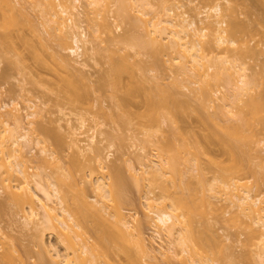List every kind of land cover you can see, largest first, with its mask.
I'll return each mask as SVG.
<instances>
[{
  "label": "rangeland",
  "instance_id": "rangeland-1",
  "mask_svg": "<svg viewBox=\"0 0 264 264\" xmlns=\"http://www.w3.org/2000/svg\"><path fill=\"white\" fill-rule=\"evenodd\" d=\"M34 1L9 0L10 5L14 9L12 10L9 6H5L3 1L0 0V114H2L5 119L9 118L10 120H8L10 121V124L14 125L13 120L11 119L12 117H10L9 114H11V111L14 113L15 110H17V114H20V117L23 116L21 118L23 126L28 127V120L30 119L25 115H27V112L29 113L33 110L38 111L39 114L36 116L35 120L36 125L38 124V127L41 128L38 130L39 132L36 131V133H32L30 130L29 134L31 136L30 138H32L30 143H33L35 139L40 136L41 138L39 139L41 140H44L42 138H45L46 140L48 139L47 141H44L46 143L43 142L45 145L42 142L39 146L38 144L36 145L35 142L28 146L23 145L22 154L28 173L30 172L31 175L39 173V179L43 185H46L48 180L55 183L60 189V192L66 197V203L64 205L67 204L66 208H69L70 211L74 212L77 210L75 209L78 199L76 192L83 193V195L88 198L87 200L89 202H93L92 199L97 198L93 188V183L95 182V178H97L96 176H105L106 181H109L110 179L107 176L106 170L110 169L108 172L109 174L113 173L117 168L121 173L120 176L122 175L123 177L122 180H124V195L122 196L124 198H119L122 202L120 201L121 203L116 204L115 206L120 205L118 207L127 219L131 221L133 219H138V223L140 222L138 229L141 232L144 242L152 251V254L156 256V259L154 260L151 257L143 258L144 261L141 259L143 264H155V262L156 264H181L179 262V257L174 258L173 256L167 260L165 256L161 254L162 249L161 247L159 248V245L167 249V247H171L172 244L167 242L168 238L164 234H162L164 237L162 236L161 239L156 237L155 227L151 224L153 222H151L152 218L149 219L146 217L147 215L150 217L152 214L149 213V211L147 212L149 207L148 204L146 205L144 202V195L151 199L153 198V200L148 203L151 202L159 206L157 202L160 201L161 198L165 200V202L170 203L173 199L176 200L181 196L186 197L189 204L191 194L195 193V198L197 197L198 199L194 203L193 201L195 200H193L192 204L190 203L189 206L190 208L192 207V209H190L191 212L194 211L190 218V220H193L191 223L193 222L192 226L194 228H192L194 234L197 235L196 232H198L199 236L202 233V236L204 235L206 238L217 236L221 239V242L219 243L220 246L217 244V248L215 247L216 245H214L212 250L208 249L211 264H259L260 262H258L255 255L256 248H254L255 246L253 247V245H251L252 243L247 239V226H245L243 221H248V219L239 213L238 208L232 206L228 202L223 191L219 192L220 194H223L222 196V194H215L209 189L211 184L215 183V185H218L216 184V177L219 175L214 168L215 174L217 175L214 174L212 169V171L210 170L211 172L208 171L207 168L210 166L207 165L211 164L209 161L211 159L214 162L217 161V159L218 161H223L226 158L229 160V154H226V151L225 155H223V152H225L223 145L221 142L220 144L218 143V140H220L221 137H219V135L217 136L219 133L216 132V130L220 129L217 124L215 125L212 119L214 120V117L216 116L214 114L218 112V108L223 106L226 101L230 100L232 94L231 85L233 84L228 83L229 86L223 79H209V84H207L205 81L206 79L199 80L196 77L194 79V77L191 78L190 76L181 75L177 69V65H175L172 60V53L170 51L158 50L159 52H157L155 46L151 47L148 44L146 48L144 47L142 49H140L141 47L134 46L132 43L133 40L131 39L134 37L136 39L139 36V40L141 36L142 39L144 38V41H146L145 37H147V32L143 28V22L141 23V20L136 23L141 17L140 16L136 19L139 12L135 13V10L137 12L138 8H135L134 10L129 8V13H131L132 16L137 14L135 18L133 17V20L136 19V21H133L130 17H128L130 18L128 19L124 14H120L119 10L117 12V0H105L104 3H108V5L103 3L104 6L101 7L102 9L100 8V15L102 17L104 15L107 16V21H110L111 23L109 24H112L111 26H113H110L109 30H112L114 33L109 31L110 34L107 32L108 30L102 28L101 16H98L96 13L99 18L97 17L98 19H96V17H94L95 14L87 5V0H82L80 4H78L79 11L83 13H81L82 17H79V21L80 18H82V21H80L79 24L81 23V29H84L87 32V35H89L88 38L92 40L94 45V50L86 60L88 62L84 63L87 64L86 69H84L85 67L74 63L71 54L69 56L68 53L63 50L65 49V43L67 46L72 45L70 38H67V42L62 43L57 37L59 32L54 28H51L52 24H49V26L46 25V27L43 25L41 11H49L48 6H46L48 0H42V3H40L39 0V4H43L44 6L42 9L37 5L38 2L36 3ZM71 1L72 0H49V2H53V5H57L59 2L61 4L70 5ZM149 1L152 4L150 8L147 7L148 12L150 11L149 15L152 14L156 16L158 15L157 17H165L166 8L175 6L170 12L172 16L176 14L177 18H179L180 15L188 13L187 15L191 18L194 17L196 21H199L200 13L205 15L208 12L209 15H212V6L216 3L221 4L223 8L222 13L227 21H225L224 25L223 22L220 28L227 29L229 27V20L230 22H235L237 20L239 24L242 23L243 29L236 35L238 36L237 38L235 36V39H237L236 42H238L237 44L239 45L242 43L243 45L241 44V46L244 48L245 46L249 48L253 47L257 50V54L251 56L250 52H243L242 49L236 50L230 47L228 54L231 59L245 64L248 69L249 80L250 77L254 75L253 78L256 79V82L258 83H256L257 87L255 89L256 92L260 93V90L264 87V5H262L259 0ZM172 2L175 4L173 5ZM44 14L47 16L49 15V13ZM105 16L103 18H105ZM62 17L68 20V23H70L71 17L73 19L78 18L76 16H71L70 14H66ZM145 17L143 16V19ZM190 17L188 18L191 19ZM212 18L214 17L211 16V19ZM226 22L228 24H226ZM99 23L102 27H100ZM199 25V27L205 26V23L202 24L200 22ZM124 32L127 34L129 33V37H131L130 32L135 36L130 39V42L129 40L127 41V39H124L126 41H122L121 37L125 34ZM111 33L113 35H118L117 39H120L121 42L111 35ZM111 36L113 37L112 39ZM126 42L130 44L128 45ZM223 48H215V46L208 44L205 46L207 52H209L210 49H214V52L216 53L220 52V55L218 54L219 56L226 53V50L221 51ZM123 55H126V58L129 56L127 60V63H130L128 69L127 64L123 65L125 63L120 64V62H118L122 59ZM63 58H68V60L71 61H69L70 65H66V63L62 61ZM114 60L117 61L115 62L117 64L114 63ZM118 63L121 65L118 72H122V74H120V79L119 77H115L116 75L114 76V74L117 73L115 70V73H112L114 71H111L113 65H118ZM206 64L210 65L212 62L206 61ZM144 72L146 73L145 76H149V79L146 80L147 76H144ZM79 75L84 83L78 78ZM255 76L257 77L255 78ZM75 78H78V83L76 81L77 79L73 80ZM115 78L119 79V82H116ZM65 79L69 82L70 80H73V84L70 82L71 85H69L68 82L66 83ZM195 80L197 81V84L194 83ZM201 81H203L208 88L203 86L204 84ZM69 87L71 89L74 87L72 90L77 94L76 98V94H72ZM201 87L207 88L210 95H202L200 91ZM165 95L171 97L169 98L171 99V102L175 101L174 103H177L178 101L180 104L181 101L184 104L183 107L181 104L180 108L176 109L178 116H176L177 113L174 111L175 109L173 110L175 112V116H173L174 119L178 118L175 121H172L173 119L170 120L164 117L163 112H159L161 109H157L155 113L156 120H149L150 117L148 118V115L146 114V112H149V108L147 109L148 106L145 105V101L147 99L149 100L151 97H153L155 101H159L160 99L163 100ZM262 95L264 97V92ZM246 97L247 96L244 98ZM122 98L131 101L135 105H141L142 107L138 112H144L145 110V114L140 113L142 114H139L140 117H137L138 114L135 115L136 113L133 114V117L131 115H129L131 116L129 117L128 112L124 114L122 109L118 106V104H123ZM173 99L175 100L172 101ZM177 104H174L173 106ZM16 105L19 106V108ZM29 105L30 107L32 105V109ZM15 107H17V109ZM14 108L15 110L13 112L11 109ZM234 110L236 111V108H234ZM211 115H214L212 119L206 118ZM59 118L62 120L61 122L59 121ZM66 118L70 119L74 126H79L80 121L85 120L86 128L79 131L84 132L85 134L83 133L84 135L82 136L78 135L80 136V140L87 141V134L90 133L88 130L95 128L98 140L101 141L99 144V151L101 153L99 154H101V158L108 168L102 170L93 158L94 153H89L88 150H85V153L83 152L85 156L76 149L75 151L77 152L73 153L74 148L69 146L71 137L68 134L69 129L66 125ZM129 118H131V122L128 123L127 121H129ZM125 119H127L126 122ZM220 119L221 118H219V121ZM164 120L165 122H163ZM221 120L222 123L226 121L228 122L227 125H229V123L236 121V117L230 119L223 117ZM43 124L50 130L53 129L52 131H55V133L60 132L59 135L62 137L64 135L62 139L65 137L66 140L69 139L70 141H67L69 144L65 143L66 141L59 142V140L58 142L56 140L55 143L53 137L56 134L53 133L55 134L53 136ZM4 128L5 127H3V129ZM17 132L22 133V130L18 129ZM219 132L220 134L222 133L221 130ZM68 135L70 138L67 137ZM206 135L210 137L209 141L211 138L214 139L210 141L212 143H209V146L207 147L208 149L204 147L208 144L207 142H209L208 140H205L207 137ZM261 135H258L259 137L257 136L258 139H261V142L258 140L259 143H253V149L250 150V158L248 157L246 159L249 161L247 162L249 165L247 166L246 164L247 168L238 173L237 176L235 175L234 180L239 184V189L247 188L248 190H251L254 199L260 197V199L264 201V141L262 140L264 137L262 138ZM124 136L127 139L122 141V139L125 138ZM186 137L190 143H193L190 144L188 141V143L185 144L184 141H187ZM167 138L170 139L169 141H172L170 142L171 144H169L170 146L173 142L175 143V145H172L174 146L172 150H170V147L166 150L168 147L167 143H169L166 142L168 140ZM196 140H198V142ZM213 141H217V144ZM164 143L167 144V147L164 146ZM195 143H197V145ZM80 144L83 145L82 142ZM186 145H189V147ZM44 146L46 147V150L48 151L49 149V151L42 154L40 148H45ZM206 150L209 152L207 153ZM53 151L55 153L54 158L50 156V153H53ZM204 153L207 154V156ZM145 154H148V156L153 158L152 160L157 163H161L162 160L163 162H166L169 158L173 159L171 157L174 156L175 158L173 162L177 163L175 165H177L178 168L180 167V170L177 168L175 169L179 171L182 169L184 174L176 170L175 176L172 174V177V175L170 176L171 173H167L166 175L168 177L164 176L163 181L158 180V184L153 181L151 182V179L149 181V178L142 173L144 167L141 164H149V161H143L142 157ZM208 155L211 157L210 160ZM43 158H46V160L44 159L45 161H43ZM47 159H49L51 164ZM246 160H244V163ZM207 162L210 164H207ZM197 163L200 165L199 168L198 165L196 166ZM132 165L134 166V169H132L133 171L129 169ZM188 167L193 169H188ZM204 167H206V169ZM212 167H214V165H212ZM200 168H204L205 171H203L204 169L198 170ZM111 169L112 172H110ZM166 170L168 169L166 168ZM0 171H2V168ZM134 172L137 174L136 176L141 179H139L138 184L134 182L135 180L132 179L133 177L131 178V174ZM1 173L2 175L0 174V177L2 180L6 173L3 171ZM177 173H182V177L180 178L181 175H177ZM197 175H202L200 178H202L201 181H204L203 185L201 182L199 183L200 179H198L199 176L197 177ZM2 181H0V230L5 238L0 236V264H9L8 261L1 259V257H3L2 254L5 255L7 252L12 254L13 257L11 256V258H14L13 260L16 264H57L51 262L48 257H46L47 259L42 257L43 260L38 258L39 256H37V254L39 255V247L37 245L36 236V231L38 230H36L37 228L35 229V227L33 228L32 225L30 227L24 225L22 218V215H24L23 211L20 206L18 207L14 201L12 202V200L9 199L8 191L5 188L6 184L4 181L2 183ZM18 181L16 180V182ZM173 181L177 184H174ZM180 181L181 183H179ZM20 182L21 181H19V184H21ZM11 184L13 183L11 182ZM161 185L164 186L161 187ZM165 186L166 188L164 189L163 187ZM192 197H194V195H192ZM192 197L191 200L193 199ZM114 204H111L110 202L109 209L113 210L115 206L112 208V205ZM83 221L86 223V220ZM88 221L86 223V227L88 226L86 230L89 231H86L88 234H84V237L85 235L88 236V244L90 245L92 243L91 245H93L96 243V239L99 238L98 234L100 231L99 229L97 230L99 233L96 231L94 225L98 227V224H95L97 222H93L95 220H92V222L90 220ZM93 223L94 225H92ZM102 228L103 227H101V229ZM106 230L108 231L107 228ZM105 231L103 229V233ZM45 238L47 243L57 246V248H59L58 250L63 252L62 246L57 243L55 236H49L47 234ZM106 240L102 243H100V241L99 244L101 245L98 244V247L103 246L99 248L101 250L104 248L106 249L105 251L108 250L105 253V255H108H106L108 261L106 260V257L103 258L101 256L98 261H95L96 264L131 263L130 255L131 253L134 255L136 252L135 250H137L135 249L136 247L134 243L132 246V241H130L131 244L129 245L126 244V241H121L123 242L122 247L121 243L116 244L110 239V242ZM161 240L163 245L161 244ZM105 242H108L106 243L108 249L105 246ZM159 242L160 244H158ZM177 245H172L175 248H171L173 250L175 249L176 252L181 253V248ZM125 246L128 250H124ZM219 249L223 251V254L221 253L222 255L219 254L221 252ZM29 250L32 251V253ZM218 250L220 251L219 253ZM26 252L28 254H26ZM136 253V256L134 255V257H137V259H134L140 263L138 258H141V256H138V253ZM184 256L187 257L185 254ZM194 256L197 257L196 259H199L198 257H200L199 254H195ZM149 259L152 263L148 262ZM95 263L93 262L90 264Z\"/></svg>",
  "mask_w": 264,
  "mask_h": 264
},
{
  "label": "bare ground",
  "instance_id": "bare-ground-1",
  "mask_svg": "<svg viewBox=\"0 0 264 264\" xmlns=\"http://www.w3.org/2000/svg\"><path fill=\"white\" fill-rule=\"evenodd\" d=\"M2 1H3L5 6H9L12 10H14L13 7L10 5L9 0H2ZM41 1L42 0H40V3H42ZM81 1L82 0H72L70 5L61 4L60 2L57 4V2H56L57 5H55V4L53 5V2H49V0H48L46 3L47 4L46 6H48L49 11H45V10L41 11L42 12L41 16H42V23L45 27H46V25L49 26V24L50 25L52 24L51 28H54L56 31L59 32L57 37L62 43L67 42L66 41V40H68L67 38H70L72 45L67 46V45H65L66 44L65 43L64 44L65 49H63V50L66 51L69 56H70V54L73 56V61L75 64H79L82 67H85L84 69H86L87 64H84V63L88 62L86 60L90 57V53L94 50V45L92 43V40L90 38H88L89 35H87V32L84 29H81V26H80L81 23L79 24V22L82 21V18H80V21H79V17H82V14H83L82 12L79 11V5H78V4H80ZM259 1L261 2L262 5H264V0H259ZM34 2H36V3L38 2L37 5L39 7H41V9L44 8L43 4H39V0H35ZM104 2H105V0H87L86 1L89 8H91V11L95 14L94 17H96V19H98L99 18L98 16L101 14L100 8L102 6H104V4H105ZM116 2L118 4L117 12L119 10L120 14H124V16H126L127 18L130 17L131 20H133V17L135 18V16L137 14L135 16H132L131 13H129V8L131 10L138 8L137 12L135 10V13L139 12V14H138L139 16L137 15L136 19L139 18L140 16L141 17L138 19V21L136 23L140 22V20H141V23L143 22V25L140 23L139 24L142 25L143 28L145 29V31L147 32V34H146L147 37H145L146 41H144V38L142 39L141 36H140L139 40H138L139 36L135 39V37H134L135 35H133L132 32H130L131 37H129V35H128L129 33L127 34L124 32L125 36L123 35L124 38L121 37L122 41L124 39H127V41L129 40V42L131 40H133V42H132L133 45L137 46V47H141L140 49H142L144 47L146 48L147 44H148L151 47L155 46L157 52H159L161 50L162 51L163 50L170 51L172 53V56H171L172 60L174 61V64L177 65V69L181 75L190 76L191 78L194 77V79L196 77L199 80L206 79L205 81L207 84H209V79H216V80H222L223 79L225 81V83L227 82V84L228 83L233 84V85H231L232 86V94H231L230 100L226 101L223 104V106H220L218 108L219 109L218 112H216L214 114V115H216L215 117H214V115H211L212 117L211 116L206 117L207 119H212L214 117L215 121L213 119H212V121L215 123V125L216 124L218 125L219 129L222 132L220 134V132H219L220 130H218V129L216 130V132L219 133V134L216 133L217 136L219 135V137H221L220 138L221 141L218 140V143L220 144V142H221V144L223 145V149L225 151V152H223L224 153L223 155H225L226 151H227L226 154H229V156H228L229 160H227V158H226L225 159L226 162H225V160L218 161V159H217V161L214 162L212 159L210 160L211 157H210V155H208L209 156L208 158L210 160L209 162L211 163L210 164L209 162H207V164H210V165H207V166H210L207 168L208 171H210L211 169L214 171V169H215L216 173L219 174V175L215 174V171H214V174L218 176V177H216L217 178L216 181L218 183L215 181L216 184H218V185H215V183L211 184L209 189L211 191H213L215 194L223 191V194H225V196L227 197V198L226 197L225 198L228 200V202L232 206L238 208L239 213L248 219V221L247 220L243 221L245 226H247V234H248L247 239H249L250 243H252L251 245H253V247L255 246L254 248H256L255 255L258 259V262H260L259 264H264V201L262 199H260V197H257L256 199H254L252 194H251V190H248L247 188H242L243 190L240 188L241 189L240 190L239 184L237 183V181L234 180L235 175L237 176L238 173L243 171L249 165V163H247L249 161H247L246 159L250 156V150L253 149V147H252L253 143H257V142L259 143V141L261 139H258V137L261 134H264V97L262 95V93L264 92V87L260 90V93L256 92L255 88L257 87L258 83L256 82V79L253 78L254 75L251 76L250 80H249V76H248V72H247L248 69L245 66V64L243 62L231 59L229 54H228V50L230 47H232L233 49H236V50L242 49L243 52H250L251 56H255L257 54L256 48H253V47L249 48L246 46L244 48L243 46H241L242 43L239 44L240 45L239 46L237 44L238 42H236L237 39H235V36L237 34H239L240 31L243 30L242 29V23L239 24V22L237 20L235 22H233V21L230 22V20H229V27L227 26L228 27L227 29L224 28L225 30L221 29L220 28V26H222L221 24L224 22L223 23V25H224L225 21H227V20H225L224 15L222 13L223 12L222 5L219 3H216L214 6H212V8H211L212 15H209L208 12L205 15H202L201 13L199 14L200 16L198 15L199 21L202 24L205 23V26L199 27L200 22L196 21L194 19V17L191 18L189 15H187L188 13L180 15L179 18H177L176 14L173 15L174 16L173 17L170 12L172 11V8H174L175 6L174 7L171 6V7L166 8V13H165L166 16L165 17H163V16L157 17L158 15L157 16L152 15V14L149 15L150 11L148 12L147 7L150 8L152 5L149 0H117ZM174 4L175 3H173V5ZM105 5H108V3H106ZM180 8H181V6H180ZM131 10H130V12H131ZM44 13H47V14L49 13V15L47 16ZM96 13L98 14V16ZM169 13L172 17L169 15ZM66 14H70L71 16H76L78 18L73 19L71 17L70 23H68L67 22L68 20H66V19H64V17H62ZM177 15H179V14H177ZM143 16L144 17L146 16V17L143 19ZM198 16H196V17H198ZM211 16L214 17L215 19L212 18L213 19L212 20ZM103 17L101 16V18H102L101 19L102 20L101 25L103 27L99 23L100 27L104 28L105 30H108L107 32H109V31L111 32L112 30H109L110 26L112 25V24L111 25L109 24L111 22L107 21V19H106L107 16H105V18H103ZM188 17H190L191 19H189ZM130 18H128V19H130ZM136 19H134V20L136 21ZM226 24H228V23L226 22ZM111 27H113V26H111ZM244 29H246V28H244ZM110 32H109V34H110ZM99 33H100V31H99ZM112 33H114V32L112 31ZM112 33H111V35H113ZM113 36L116 37V39L118 38L117 37L118 35H113ZM132 37H134V38H132ZM237 37L238 36H236V38ZM112 38L113 37L111 36V39ZM117 40H120V39H117ZM124 41H126V40H124ZM119 42H121V40ZM127 44L129 45L130 43H127ZM206 44L215 46V48H223L224 47L223 50H221V49L220 50L221 51L226 50L225 51L226 53L224 52L225 54L219 56L220 52L216 53V52H214V49L213 50L207 49V50H209V52H207L205 49ZM62 46H63V44H62ZM65 46H67V47H65ZM137 47H136V49H137ZM123 56L121 59L122 61L120 60L118 62H120V64L125 63L123 65L127 64V69H128V65L130 63H127V60H128L129 56L127 58L125 57L126 55L124 57ZM62 61H64L66 63V65H70L69 64L70 60H68V58H63ZM206 61H208V62L211 61L212 64L207 65ZM115 62H117V61L114 60V63ZM115 64H117V63H115ZM120 64L118 63V65H115V66L113 65L114 69L113 68L111 69V71L115 70L117 73H119V74H117V73H115V71L112 72V73H115L114 76L116 75L115 77H117V78L119 77V79L121 78L120 74H122V72L121 73L118 72V70H120V68H121ZM123 67H125V66H123ZM145 74L146 73L144 72V76H145ZM146 76H145L146 80L149 79V76L148 75H146ZM256 77L257 76H255V78ZM78 78H80V75ZM78 78H75L73 80L77 79L76 81L78 83ZM117 78H115V80H116V82H119V79H117ZM73 80L72 81L70 80V82H72V84H73ZM80 80H81V78H80ZM65 81H66V83L68 82V84L71 85L70 82L67 81L66 79H65ZM177 81L179 82V80H177ZM196 82L197 81L195 80L194 83L197 84ZM201 82L204 84L203 86L207 87V85L203 81H201ZM179 83H181V82H179ZM85 84L87 85L86 82H85ZM70 87H69V90L71 89ZM74 87H76V86H74ZM74 87H72V89ZM207 88H205V87L200 88L202 95H207V96L210 95L209 90H207ZM72 89L70 91H72V94L75 95L76 93ZM76 96H77V94L75 95V98H76ZM165 96L168 99H166ZM165 96L163 97V100L160 99L159 101H155L154 98L151 97L149 100L147 99L148 101L147 100L145 101V105L148 106V107L146 106L147 109L149 108V112L148 113L146 112V114L148 115V118L150 117L149 120L150 119L156 120L155 113H156L157 109H161L159 112L160 113L163 112V116L170 119V120L173 119L172 121H175L178 118L177 117L174 119V117H173V116H175L174 113L177 111L176 109L180 108L181 104H182L181 105L182 107L184 106V104L181 101L179 104V102L177 100L176 101L178 104L174 103L175 99L172 100L174 102H171V99H169L171 97L169 95H165ZM207 96H206V98H207ZM245 96H247V97L244 98ZM80 98H81V95H80ZM122 102H123V104H118V106L122 109L124 114L126 112H128V116L131 115L132 117H133V114H135V113H136L135 115H137V114L139 115L140 113L145 114V110H144V112L143 111H140V113L138 112L140 110V108L142 107L141 105H139V104L135 105L131 101H127V99H125V98H122ZM169 103L172 105H170ZM240 103H241V105H240ZM174 104H177V105L173 106ZM13 106H15V105H13ZM172 106L175 108H173ZM17 107L19 108V106H17ZM17 107H15V108L17 109ZM29 107H30V105H29ZM31 107H32V105H31ZM143 107H145V106H143ZM15 108L11 109V110H13V112H14ZM234 108H236V111L234 110ZM176 113H177L176 116H178V112H176ZM38 114L39 113L36 110H33L32 112L30 111L29 113L27 112V115H25V116H27V118L30 119V120H28V127L23 126V124H22L23 122L21 119L23 116L20 117V114H17V110H15L14 113H12V111H11V114H9V116L12 117L11 119L13 120L14 125L10 124L9 118H8L9 120L5 119L3 117V115L0 114V170L2 168V171L6 173V174L4 173L5 174L4 177L2 176L3 177L2 180L6 184L5 188L8 191V195L10 197L9 199L12 200V202L14 201V203L16 205H18V207L20 206L21 210L23 211L24 215H22V218L24 221V225L29 226V227L32 225L33 228L35 227V229L37 228L36 230H38V231H36L37 232V235H36L37 236V245L39 247V250H38L39 255L37 254V256H39L38 258L39 259L41 258L40 260H43L42 257H44V259L46 257H48V259H50L51 262L57 263V264H90L93 262L95 263L96 260L98 261L99 257L102 256L103 258H105L107 255V254L105 255V253L108 251V250L105 251L106 249L102 248L104 250V252H103V250L100 249L103 246H101V247L99 246L100 248L98 247L99 242L101 241L100 243H102L106 239L108 241L110 239L116 244L121 243L122 247H123V244H122L123 242H121V241H126L127 245L131 244L130 241H132V246L134 243V245L136 247L135 249H137L135 251L138 254L136 252L135 253L138 256H141V258H138V259H139L140 263H142V264H143V262H141V259H142V261H144L143 258H145V257L146 258L151 257V258H153V260L156 259V256L154 254H152V251L145 244L144 239L141 235V232L138 229L139 224H140V222L138 223V219H135V220L133 219L132 221L127 219L126 216L120 211V209L118 207L120 205L115 206L116 204H120L122 202L121 199H119V198H124V197H122L124 195L123 194L124 193V191H123L124 190V188H123L124 187V183H123L124 180H122L123 177H122V175L120 176L121 173L116 167H114V168H116V170H114L113 173L108 174L110 169L106 170L107 176L110 179L109 181L108 180L106 181L105 176H96L97 178H95V182L93 183L94 184L93 188L95 190V194L97 195V198L92 199L93 202H89L87 200L88 198L86 196H84L83 193L81 194V192L77 191L78 192V194H77V192H76V195H78L77 202H78V200H79V202L78 203L76 202L75 209H77V210H75L74 212L70 211L69 208H66L67 204L64 205L66 203V197H65V195H63L60 192V189L58 188V186L55 183L50 182L48 180L46 185H43L39 179V173H34L32 175L30 172H29L30 174L28 173V169L25 165V160H24V157L22 154L23 145L28 146L29 144L31 145L35 142V144L36 145L38 144V146H39V144L41 145V142L43 143L44 141L48 140V139L46 140L45 138H42L44 140H41V139H39V138H41V136H40V137L36 138L37 140L35 139V141L33 143H30L31 139H32V138H30L31 136L29 134L30 130L32 131V133H36V131H38L41 128V127H38V124L36 125L35 118ZM138 115H137V117H140V115H142V114H140L139 116ZM131 116H129V117H131ZM223 117H226L229 119L236 117V121L231 122V123H229V125H227L228 122H226V121H224L222 123L221 119ZM219 118H221L220 119L221 122L219 121ZM130 119L131 118L128 119L129 120V121H127L128 123L131 122ZM126 120L127 119H125V122H126ZM141 120H144V119H141ZM59 121L61 122L62 120H60V118H59ZM163 122H165V120ZM139 124H140V122H139ZM66 125L69 129L68 134L71 137V141L69 139L66 140V137L64 139H62L64 137V135H63V137L61 135H59L60 132L55 133V131L54 132L52 131L53 129L50 130L49 128L45 127V125H44V127L53 136L56 134L53 137L54 142L56 140L58 142V140H59V142L60 141L65 142L66 141L65 143H67V144L70 143L69 146L74 148L73 153L80 151L82 154L83 152L85 153V150L86 151L88 150L89 153H94L93 158H94L96 164L99 165V167L102 170H105L106 168H108L106 166V164H104V161L101 158V154H99V153H101L99 151V149H100L99 144L101 143V141L98 140V135H97L95 128H91L88 130L90 133L87 134L88 139H87V141H85V140H80V138H79L80 136H78V135L82 136L85 134L84 132H79V131H82L81 129L86 128L85 120H81L79 126H74L72 124L71 120L66 118ZM143 125H140V126H143ZM3 127H5V128L3 129ZM59 127H60V125H59ZM18 129H21L22 133H18L17 132ZM42 130H43V127H42ZM53 133H55V134H53ZM69 135L67 137H69ZM208 135H206V136L208 137ZM261 136H262V138L264 137V135H261ZM207 137L205 138V140L209 141L210 137H208V138ZM50 138H52V137H50ZM123 139H122V141H125V139H127V138L125 137ZM169 140L170 139H168L166 141V142H169V143H167L168 145L166 143H164V146H166V145L168 146V147L166 146L167 147L166 150L169 149V147H170V150H172V148H174V146H172V145H175V143L173 142V144L170 146L169 144H171L170 142H172V141H169ZM186 140H187V137H186ZM212 140H214V139L211 138L210 141H212ZM262 140L264 141V139H262ZM67 141H70V142L68 143ZM183 141H184V138H183ZM188 141L189 140L184 141L185 144L188 143ZM196 141L198 142V140H196ZM210 141L207 142L208 143L207 145H205V146L203 145L206 149H208L207 147L209 146V143H212ZM81 142L83 143V145L80 144ZM44 143H46V142H44ZM189 143H190V141H189ZM191 143H193V142H191ZM214 143L217 144V141H215ZM195 144L197 145V143H195ZM71 145H73V146H71ZM198 145H200V144H198ZM183 146H184V144H183ZM187 147H189V145ZM198 147H200V146H198ZM198 147H197V149H198ZM40 149H41L40 152H42V154L47 153L49 151V149H48V151L46 150V147L40 148ZM75 149L77 151H75ZM162 150H164V149H162ZM166 150H164V151H166ZM206 152H207V150H206ZM84 153H83V155L85 156ZM221 153H222V151H221ZM54 155H55L54 151H53V153H50V156L52 158H54ZM205 155L207 156V154H205ZM45 156L47 157L46 154H45ZM48 156H49V154H48ZM142 158H143V161H145V162L149 161L148 162L149 164H147V163L141 164L144 167L143 172H142L143 175L147 176L149 178V181L151 179V182L153 181L154 183H157V184H158V182H157L158 180L159 181L164 180L163 179L164 176L168 177L166 175L167 173H171L170 176L172 174H174V176H175L176 170L180 168V167L178 168L177 165H175L177 163L173 162L174 158H175L174 156L171 157L173 159L169 158V160H167L166 162L165 161L163 162V160H162V162L160 161L161 163H157L156 161L152 160L153 158L149 157L148 154L143 155ZM44 159L46 160V158H43V161H45ZM56 159H57V157H56ZM47 160L51 164L49 159H47ZM244 160H246L245 163H244ZM55 161H57V160H55ZM54 163H56V162H54ZM58 163H57V165H58ZM198 163L196 164V166L198 165ZM244 164H245V166H244ZM246 164H247V166H246ZM212 165H214V167H212ZM131 167H129L130 170L134 169L133 165ZM199 167H200V165H198V168ZM201 167H202V165H201ZM166 168L169 171L166 170ZM175 168H177V169H175ZM189 168H191V167H188V169ZM204 168L206 169V167H204ZM204 168H200L198 170H201ZM192 169L193 168H191V170ZM205 169L203 171H205ZM179 170H177V171H179ZM2 171H0L1 175H2V173H1ZM185 171H187V170H185ZM110 172H112V169ZM179 172L183 173L182 169ZM182 173L181 174L177 173V175L178 174L181 175L180 176V178H181ZM131 175H132L131 178L133 177L132 179L135 180L134 182L138 184L140 178L136 176L137 174H135V172H134ZM198 176L199 175H197V177ZM204 176H205V174H204ZM172 177H173V175H172ZM200 177H202V175L198 177V179H200L199 183L201 182V184L203 185L204 181H201L202 178H200ZM143 178H144V176H143ZM198 179H197V181H198ZM2 180L0 177V181H2ZM16 180L21 181L20 182L21 184H19V181L16 182ZM3 181H2V183H3ZM13 181H15L18 184H16ZM11 182L13 184H11ZM173 183L177 184L174 181H173ZM179 183H181V181ZM160 184H161V182H160ZM162 186H164V185H161V187ZM214 186H216V187H214ZM163 188L165 189L166 186ZM223 194H222V196H223ZM192 195H194V197H192ZM144 196H145L144 202L146 205L148 204V207H149L148 208L149 210H147V212L149 211V213L152 214L151 216H153V217H151V216L149 217V215H147L146 217H148L149 219L152 218L151 222L152 221L153 222L151 224L154 225V227H155V233L157 235L156 237L161 239V237L163 236L162 234H164L168 238L167 242H170V244H172L173 246H175V244L176 245L178 244L180 247L178 245L177 246L179 248H181L180 249L181 253H178L175 251V249L173 250L171 248V247H173L172 245L169 248L167 247V249L164 248L163 246L159 245V248L161 247V249H162L161 254L163 256H165V258L167 260H169L173 256H174V258L179 257L180 261L179 260L178 261L181 264H211V259H210V256L208 255V249L212 250L214 245H216L215 246L216 248L218 246H220L219 243L221 242L220 241L221 239L217 236L216 237L210 236V237L206 238V236H204V235L202 236V233L200 234V232H199L200 236L198 235V232H196L197 235L194 234V231H193L194 227L192 226L193 222L191 223V221H193V220L192 219L190 220L191 215H192V213H194V211L191 212L190 209H192V207L190 208L189 206H190V203L192 204L193 200H195V201H193V203H194L198 199L197 197L195 198V196H196L195 193L191 194V197L193 198L192 200H191V197L189 196L190 197L189 198V204L187 202L188 201L187 198L184 196H181V197L177 198L176 200L173 199L170 203L165 202V200H163L161 198L160 201L157 202V204H159V206L155 205L151 202L148 203L149 201L153 200V198L151 199L146 195H144ZM79 197H81V198H79ZM118 199H119V201H118ZM108 200L111 202V204L115 203L114 205H112L113 206L112 208H114V206H115V208L113 210L109 209L110 202ZM132 218H130V219H132ZM87 219L90 220L91 222H92V220H95L93 222H97L95 224H98V227L96 225H94V223L92 224L96 227V231L98 229L100 231V233L97 231L99 233V234L97 233L99 235L98 236L99 238L96 237V238H98V239H96V243H94L96 245H94V244L91 245L92 243L90 245L88 244L89 239H88V236H86L88 234L87 232L89 231V230L88 231L86 230V228L88 227V226L86 227V225H87L86 223L88 221ZM83 220H86V223H84ZM88 223H89V221H88ZM84 226H85V229H84ZM29 227H28V229H29ZM101 227H103V228L101 229ZM106 228L108 229V231L106 230ZM103 229H104V231L106 230L107 232L105 231L103 233ZM31 230H32V228H31ZM94 231H95V229H94ZM47 234L49 236H55L56 237L57 243L62 246L63 252H61V250L59 251L58 250L59 248H57V246H54V245L46 242L45 236ZM84 234H86L85 237H84ZM0 236L5 238V236L1 230H0ZM163 241H166V240H163ZM106 243H108V242H105V246L107 245ZM158 244H160V242ZM161 244L163 245L162 240H161ZM217 244H219V245L217 246ZM99 245H101V244H99ZM173 248H175V247H173ZM107 249H108V247H107ZM124 250H128V249H126V246L124 247ZM219 250L221 251V249H219ZM219 250H218V253L220 252ZM27 252H26V254H28ZM30 252L32 253V251H30ZM135 253H134V255H135ZM221 253L223 254V251H221L219 254H221ZM184 254L187 255V257H185ZM195 254L196 255L199 254V256H200V257H198L199 259H196L197 257L194 256ZM30 255H32V254H30ZM30 255H28V256H30ZM134 255H133V253H131V255H130L131 259L130 258L129 259H130L131 263L132 264H140L138 261H136L137 257H134ZM2 256L3 257H1V259L4 261H8L9 264L15 263V261L13 260L14 258H11L12 254L10 252H7L5 255L2 254ZM134 258H136V259H134ZM106 260H107V257H106ZM153 260H151V261H153ZM148 262H150V259ZM150 263H152V262H150ZM155 264H156V262H155Z\"/></svg>",
  "mask_w": 264,
  "mask_h": 264
}]
</instances>
